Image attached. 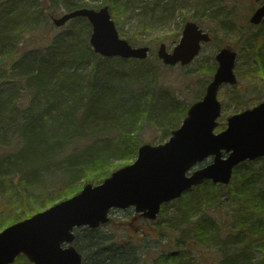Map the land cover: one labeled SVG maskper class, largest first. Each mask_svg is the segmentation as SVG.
Wrapping results in <instances>:
<instances>
[{
    "label": "trees",
    "instance_id": "obj_1",
    "mask_svg": "<svg viewBox=\"0 0 264 264\" xmlns=\"http://www.w3.org/2000/svg\"><path fill=\"white\" fill-rule=\"evenodd\" d=\"M25 1L34 0H0V79L7 74L10 84L0 91V134L15 123L22 144L10 161L11 170H0V188L6 187L8 192L3 194L15 204L14 211L0 209V230L42 206L77 193L85 183L101 182L111 170L136 157L140 132L149 119L154 115L165 119L159 126L164 135L170 134L187 109L166 98L170 95L168 88H154L163 67L156 55L139 60L94 53L88 42L90 24L82 17L72 19L71 25L57 34L48 33L50 18L56 14L52 4L64 11L108 5L116 22L127 7L134 6L132 0H39L34 10ZM194 1L198 12L209 11L217 30L239 39V57L244 56L246 61L244 78L249 84L244 92L250 89L253 93L249 101L255 94L259 100L264 98V20L255 27L247 17L238 21L241 18L231 14L225 2ZM82 23L83 36L77 32ZM25 35L30 37L29 42L38 43L39 51L19 57L26 46L22 39ZM213 41L218 48L223 45L221 40ZM90 62L87 85L82 86L75 72ZM214 69V61L202 67L206 74ZM22 95L28 103L20 111ZM239 97L234 94L230 99ZM245 102L241 96L236 104ZM70 145L75 148L68 152ZM64 149L58 188L51 191L53 185L49 191L43 190L41 199L35 200L32 194L40 175L60 162L55 154ZM168 204L177 205V214L165 235L178 232L170 239L180 249L164 252L151 264H199L186 258L191 257L188 243L196 250L203 248L200 258L210 254L213 264H264V157L240 163L228 185L205 181ZM210 207L212 214L204 215ZM127 220L134 226L132 218ZM117 228L125 229L109 223L94 229H75L74 244L83 256L82 264H148L139 235L129 233L117 240ZM220 243L231 246L217 247ZM23 264L31 263L25 260Z\"/></svg>",
    "mask_w": 264,
    "mask_h": 264
},
{
    "label": "water",
    "instance_id": "obj_2",
    "mask_svg": "<svg viewBox=\"0 0 264 264\" xmlns=\"http://www.w3.org/2000/svg\"><path fill=\"white\" fill-rule=\"evenodd\" d=\"M85 17L91 25L89 43L101 56L147 57L149 47L132 46L120 38L108 6L81 7L53 18L56 26L71 18ZM264 17V1L249 21L258 24ZM210 36L193 21H186L178 43L171 51L164 43L157 56L166 65L188 64L199 52L201 42ZM236 52L229 46L215 54L217 67L202 99L191 104L180 126L161 144H143L135 161L125 165L100 184L87 183L81 191L50 207L14 222L0 231V264H10L19 254L33 264H81V254L73 245V229L98 227L108 221L112 207L134 210L155 219L164 202L178 198L183 191L205 180L228 184L233 168L245 159L264 156V100L227 118V127L213 129L220 114L217 91L221 84L236 82L233 72ZM223 151L227 153L222 156ZM207 156L212 162L190 168Z\"/></svg>",
    "mask_w": 264,
    "mask_h": 264
},
{
    "label": "rangeland",
    "instance_id": "obj_3",
    "mask_svg": "<svg viewBox=\"0 0 264 264\" xmlns=\"http://www.w3.org/2000/svg\"><path fill=\"white\" fill-rule=\"evenodd\" d=\"M38 1L39 0H34L32 2L34 4H37ZM219 1L225 2V4L229 6L227 8L230 12H232L231 14L238 15L241 18L238 21H242L244 17H248L251 14L252 10L262 0ZM52 5H54V11L56 13L54 14V16H58L64 12L63 9H57V7L55 6L56 4ZM208 13L209 11H205L203 13L198 12L197 5L195 4L194 0H136L134 6L127 7L125 13H122L123 15L121 17V20H117L115 23L118 32L121 34V37L127 40H131L130 38L132 37L133 42L131 43L135 46H149L150 51L147 59L153 58V55H156V49L161 42L165 43L167 50L170 51L172 47L177 44L181 34L182 26L188 19L194 20L204 30L210 32V34L212 35V40L202 45L200 53L190 64L186 66L176 65L172 68H169L161 63L163 67H160V82L158 81L154 88H168L170 95L166 96V98H169V100L173 99L177 106L187 107L193 102L202 98L205 87L213 75V73L206 74L204 71H202V67L204 65H210L212 61L215 62L214 55L217 52L218 47L214 43V39L221 40L222 44H231L237 50L238 54L234 71L238 78V83L235 87L223 85L218 91L217 97L221 102V113L217 119L218 125L215 127V131H219L226 127V118L229 115L240 112L247 107L255 105L257 102H259V97L257 96V94H255L254 99L249 101V96L253 95V93L251 94L250 89L248 92H246L247 94L244 92V89L249 88V84L247 82L248 80L244 78V76L246 77L247 75V65L245 63L246 61L244 60V56L239 57L240 50L238 49H241V42L236 37L225 34L219 28L217 30L214 27L215 25L211 22ZM42 16L43 15L40 13V20ZM71 23L72 20L67 22L62 27H55L51 22L52 26H50L48 33L50 35L57 34L62 29L70 26ZM80 23L81 22H79V24ZM81 26V28L77 29V32L81 33V36H83V30H85V26L83 23L81 24ZM29 38L30 37H27V35L22 38L24 39L26 46L17 56L22 57L26 52H29L31 53L30 55H32L34 51H39L38 43L29 42ZM3 54L9 53L3 51ZM91 64L92 62L83 64L76 69L75 77L82 86L87 85V79L89 76ZM239 75L243 76V78ZM0 80V91L4 92V90H7V88L10 87V84L8 83L9 80L7 79V74L5 75L4 79ZM234 94L240 97L238 99H230V96H234ZM23 96L24 95H22L21 98ZM241 96H244L246 102L242 103V105L236 104L237 100H241ZM19 102H22V105L19 106L18 109L20 111H23L24 107H27L28 100L24 97L20 99ZM164 120L165 119L163 118L160 119L157 115H154L153 119H149V121H147L148 123L145 124L142 131L140 132L141 143L148 142L151 144H158L167 140L170 134L164 135L162 129L159 126ZM16 126L17 125L15 123L10 124L6 127L4 132L0 134L1 171H7L8 168L9 170H11L10 161L14 159L15 154L22 146L21 140L16 132ZM90 129L86 131H89ZM72 148L75 147H72V145L68 146V152ZM65 150L66 149L62 150V152L60 153H56L55 157L59 159L60 162H57L49 170L44 171L40 175V182L35 184L34 193L32 194L35 200H37V198L40 200V196L42 195V193L44 191H49V188L51 189V186L53 187V185H55L54 188L51 189V191H54L58 188L57 182L61 180L62 176L61 167L63 164H65V162H63V164L61 165V159L65 158ZM132 160L133 159L130 158L129 161ZM211 160V156L206 157L201 162H198L195 167L198 168L204 166L210 163ZM116 162L119 163L121 162V160H118ZM10 173L12 177H15L14 173H12L11 171ZM5 191L8 192L5 186L0 188V209L10 208L12 209V211H14L13 207L15 206V204H13V201L10 197H8L6 194H3ZM176 206L177 205H171L167 203L165 209L162 212H159L157 218L153 221L146 220L138 216L133 217L134 210L132 208L112 209L109 213V225H111L112 227H125V229L117 228L115 230V232L117 233V240H120V237L126 236L125 234L128 235L129 233H133L134 236L139 235L138 242L140 248L145 253V257L148 259V264H151V262L157 256L164 254V252H175L180 249L174 239H170L177 236L178 232L172 231L170 236L165 235V232H168L171 229L173 223L172 221L176 218ZM45 208L47 207L42 206L40 210H43ZM212 209L211 207L206 209L203 214H212ZM130 218H132L134 226L128 224L127 219ZM187 246L188 249L191 248L189 249L191 254L188 253V255H190L191 257H186L187 259L191 260L192 262H194L195 260L199 264L214 263L210 254H206L202 259L200 258L201 255L199 253H203V248H197L196 250L193 246L190 245V243H188ZM229 246L231 245L228 243H220L217 247L225 248ZM25 260H27L25 256H19L11 264H23Z\"/></svg>",
    "mask_w": 264,
    "mask_h": 264
},
{
    "label": "bare ground",
    "instance_id": "obj_4",
    "mask_svg": "<svg viewBox=\"0 0 264 264\" xmlns=\"http://www.w3.org/2000/svg\"><path fill=\"white\" fill-rule=\"evenodd\" d=\"M135 1H136V0H134V1L132 0V1H130V2H132V3L134 4ZM25 2L28 3V4L30 5L29 7L31 8V10L36 9V6H35V4H33L32 1H30V2L25 1ZM80 8H81V7H80ZM75 9H76V8H75ZM51 154H52V153H51ZM51 154H50V155H51ZM55 156H56V154H55ZM53 159H54V155H53ZM53 159H51V160L53 161ZM52 161H51V162H52Z\"/></svg>",
    "mask_w": 264,
    "mask_h": 264
}]
</instances>
